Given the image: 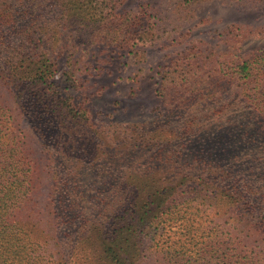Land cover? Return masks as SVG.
<instances>
[{
    "label": "rangeland",
    "instance_id": "rangeland-1",
    "mask_svg": "<svg viewBox=\"0 0 264 264\" xmlns=\"http://www.w3.org/2000/svg\"><path fill=\"white\" fill-rule=\"evenodd\" d=\"M32 7L46 14V48L57 64L52 80L68 99H50L51 109L60 111L55 103L74 109L34 116L54 132L53 145L40 142L15 111L41 202L53 171L45 169L42 143L63 149L64 158L72 154L62 161L70 189L62 194L80 196L76 213L88 227L106 224L109 213L102 210L125 193L122 183L137 167H155V176L163 169V183L185 199L194 197L193 179L206 176L209 166V175L218 166L241 168L245 138L264 132V121L233 74L236 65L264 53V0H114L97 17L92 6L76 1ZM0 101L14 108L1 79ZM183 175L190 177L187 186H175Z\"/></svg>",
    "mask_w": 264,
    "mask_h": 264
},
{
    "label": "trees",
    "instance_id": "trees-1",
    "mask_svg": "<svg viewBox=\"0 0 264 264\" xmlns=\"http://www.w3.org/2000/svg\"><path fill=\"white\" fill-rule=\"evenodd\" d=\"M68 1L92 6L96 17L114 2L0 0V79L10 86L14 99V108L0 101V264H264V132L245 138L241 168L218 166L209 175V166L206 176L193 179L195 195L187 199L163 183V169L155 176L157 168L137 167V175L122 183L125 193L122 189L121 196L111 197L114 202L102 210L109 213L108 221L97 227L86 226L76 213L80 196L62 194L70 190L62 161L72 154L64 158L63 149L42 143L45 169L53 171L50 193L40 201L33 160L16 128L15 111L40 134V142L49 143L54 132L34 116H65L74 110L59 103L54 105L59 112L51 109L50 99H68L52 80L57 64L46 48V14L32 7ZM233 76L244 82V100L264 121V53L236 65ZM178 179L182 181H172L174 185L185 187L190 177ZM162 183L165 190L160 191Z\"/></svg>",
    "mask_w": 264,
    "mask_h": 264
}]
</instances>
